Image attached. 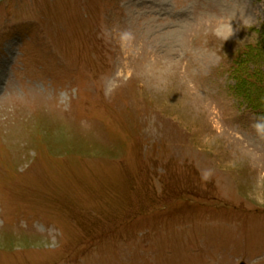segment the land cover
Listing matches in <instances>:
<instances>
[{
    "label": "rangeland",
    "instance_id": "obj_1",
    "mask_svg": "<svg viewBox=\"0 0 264 264\" xmlns=\"http://www.w3.org/2000/svg\"><path fill=\"white\" fill-rule=\"evenodd\" d=\"M264 0H0V264H264Z\"/></svg>",
    "mask_w": 264,
    "mask_h": 264
},
{
    "label": "clouds",
    "instance_id": "obj_2",
    "mask_svg": "<svg viewBox=\"0 0 264 264\" xmlns=\"http://www.w3.org/2000/svg\"><path fill=\"white\" fill-rule=\"evenodd\" d=\"M257 128H261V127H264V125H256Z\"/></svg>",
    "mask_w": 264,
    "mask_h": 264
}]
</instances>
